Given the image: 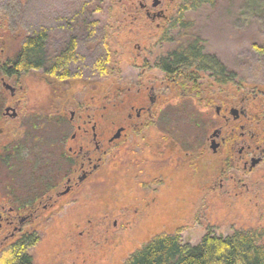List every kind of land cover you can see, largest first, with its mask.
Returning a JSON list of instances; mask_svg holds the SVG:
<instances>
[{
	"label": "rangeland",
	"instance_id": "374dc122",
	"mask_svg": "<svg viewBox=\"0 0 264 264\" xmlns=\"http://www.w3.org/2000/svg\"><path fill=\"white\" fill-rule=\"evenodd\" d=\"M88 1L0 0L2 7L11 6L13 11L6 33L10 37L6 40L0 38V60H4V56L11 57L19 49L21 38L37 31L42 25L51 28L48 53L55 54L61 46L52 25L55 14L61 11L62 14L74 16L76 12L84 9L86 3L92 7L90 20L98 25L94 33L98 39L95 43L98 45L103 31L106 30L107 49L113 55L110 65L105 66L111 75L98 77V71L94 70L92 79L95 83L88 85L86 89L84 86L87 69L83 71L81 81L78 75L69 77L71 96L65 100L60 99L65 94L61 87L49 76L39 72L32 71L15 78L16 81L4 78L5 84L17 89L16 98L21 106L17 120H0V215L8 210V205L16 211L15 207L26 203L24 199L27 197L24 184H20L22 173L17 168L12 172L14 169L2 161L6 153L1 148H10L11 141L20 139L23 134L36 136L40 132H48L52 135L55 132L53 128L57 126L54 122V118L58 116L54 115L55 109L60 108L61 116L68 119L70 111L74 110L72 106L77 105L80 109V105H87L96 98L101 99L97 105L99 106L103 96L110 94L113 86L124 87L135 81L141 60L136 56V44L152 51V57L155 58L157 54L165 52L164 48L170 53L179 45L196 41L201 45L202 53L214 57L226 71L234 72L238 82L264 86V55L260 54V51H264V0H211L198 11H189L182 22L183 28L170 31L168 37H164L166 30H162L166 27L164 21L156 20L157 24H161L156 28V22L150 23L145 13L135 9L139 0ZM152 1L146 0L144 3L149 6ZM168 1L172 2L167 7L168 16L173 17L181 0ZM163 8H166L165 1ZM160 37L171 39L172 43L164 45L159 41ZM92 47L93 51L90 49L88 53L94 64H97L99 50H94V43ZM79 52L82 53L81 48ZM121 64H124V68L119 74ZM146 73V77L153 82H159L163 76L157 70ZM3 77L0 76V98L5 106L10 92L1 86ZM201 81L209 85L210 80L204 75ZM135 90L133 88L129 93L131 97L137 99L144 96L147 99L146 91L137 96ZM177 97L176 92L167 89L162 92L160 101L164 105L160 107H167V117L174 116L175 124L181 129L186 126L188 115L198 123L200 120L206 123L205 127L201 125V137L210 133L213 124L211 122L208 125V122L209 118L213 119V111L205 110L202 105L197 106L195 98L185 96L184 99H176ZM136 99L121 110L107 107L101 112L102 129L106 132V125L110 121L122 122L129 106L135 104ZM114 101L118 99L111 102ZM3 109L0 113H3ZM74 118L77 119V116ZM33 125L36 130H32ZM37 127L42 129L38 130ZM188 128L186 134L183 129L176 131L175 137L180 140L181 135L192 134L195 130L192 123ZM125 150L126 146L115 151V155L109 158V163L104 166L103 171H99L98 177L91 184L89 182V186L83 185L72 190L55 204L45 201L47 209L43 211L42 218L25 223L27 225L23 231L30 229V232L36 231L38 235L37 244L30 249L34 264H122L131 253L140 249L155 235L179 232L183 243L195 245L207 229L222 237L233 231L253 230L261 235L264 243L263 194H257L254 190L236 196L229 189H219L218 184H214L211 179L216 168L210 154L192 167L181 165L182 159L175 155L171 167L169 164L157 165L158 182L146 186L140 183L143 180L138 175L141 173L138 169L144 168L137 167V164L144 159L149 163L152 154L146 151L139 158L137 152L133 156ZM149 165L146 166V173L152 171ZM35 175L36 172L30 171L28 180L32 181ZM43 177L53 179L54 173L41 175L37 181ZM59 177L60 173L51 183L55 188L46 197L62 191L63 185L59 187ZM150 178L153 175L147 174L144 181H149ZM37 204L34 205L35 208L41 210L44 201ZM0 224L1 240L11 229L5 227V220L1 221V217ZM3 246H7V243H2L0 249Z\"/></svg>",
	"mask_w": 264,
	"mask_h": 264
},
{
	"label": "flooded vegetation",
	"instance_id": "af4514ba",
	"mask_svg": "<svg viewBox=\"0 0 264 264\" xmlns=\"http://www.w3.org/2000/svg\"><path fill=\"white\" fill-rule=\"evenodd\" d=\"M124 1L127 2V0ZM145 1L139 0L135 9L145 13V17L150 23H154L156 20L158 22L164 21L166 27L162 30L171 31L169 28H171L172 19L177 16L176 12L173 17L168 16L169 8L167 7L172 2L153 0L149 6H146ZM164 1L166 8H163ZM85 7L76 12L77 15L74 16L62 14L61 11L57 12L52 24L55 27V36L61 43L56 56L73 45L75 66L69 67L67 73H64L58 72L59 67L53 70L51 67L47 69V64L44 63L45 69L34 71L46 77L49 76L58 87H61L62 93H65L60 97L61 100L71 96L69 77L78 75V79L81 81L84 75L83 71L87 69L88 73L85 75L84 86L86 89L88 85L95 83L92 79L94 70L98 71V77L104 75L105 70H107L105 69L107 65L105 60L108 58V54L98 57L101 58L98 61L100 65L94 69V61L88 53L90 49L93 51L95 29L94 23L89 18L92 14L91 5L88 4ZM160 25L156 22V28H159ZM40 30H43L48 36V47L51 28L42 25ZM159 39L164 45L172 43L171 39H163L162 37ZM107 40L108 32L105 30L99 43L101 45L107 44ZM135 47L137 58H141L135 81L124 87L113 86L111 92L109 91L110 94L103 96L99 106L97 105L101 99L97 98L90 100L87 105L83 103L80 105V109L77 105L72 106L74 110L70 111L68 119L61 116L60 108L55 109L54 115L58 116L54 118L55 121L53 120L57 125L53 128L54 134L50 135L48 132L42 133L40 131L36 136L29 135V133L23 134L20 139L11 141L10 148H1L6 153V157H3L2 161L7 162L14 169L12 172L17 168L18 172L22 173L20 184H24L23 189L26 190L25 196L27 197L24 199L26 203H21V206L15 207L16 211H14V207L8 205V210L0 215L1 221L5 220V227L8 230L11 229L8 234L6 232V235L2 237L0 245L4 242L10 244L22 236L35 234L36 231L30 232V229L24 231L22 229L27 225L25 223L30 220L42 218L43 211L47 209L45 201L55 204L58 200L68 196L72 190L83 185L89 186L98 177L99 171L101 169L103 171L104 166L109 163V158L115 155L114 152L125 146L126 152H130V155L137 152L139 158L146 151L152 154L149 163H146L144 159L139 160L137 164V167L144 168V170L138 169V172L141 173L138 174L137 172L143 180L140 182L143 185L156 184L158 182L157 165L169 164L171 167L175 155L182 159L181 165L192 167L196 166V163L206 157L207 154H210L209 156L213 158L216 168L215 175L211 179L214 184H218L219 189H229L236 196L243 192L247 194L249 191L255 190L257 194L262 193L264 196V86L261 87L260 84L250 82L246 84L238 82L235 79V73L228 71L224 75H212L201 70H192V77L188 78L184 74L183 76L173 74L164 71L159 61L161 57H166L173 51L169 53L164 48L165 52L160 55L157 54L154 58L152 51H148L146 47L143 48L140 44H136ZM155 47H157V42H155ZM80 48L82 49L81 54ZM89 67L90 69H88ZM123 68L124 64H121L119 74ZM151 70H157L163 75L159 82H153L146 77V72ZM201 73L202 76L207 75L210 80L209 85L201 81ZM18 77L20 76L10 75L1 78L2 88L7 89L10 95L5 106H3L4 102L0 98V110L4 108L3 113H0V120L4 118L14 121L19 117L18 110L21 102L16 98L17 89L4 82V78L16 81ZM133 88L136 89L137 96L143 95L142 93L146 91L147 99L145 100L144 96L142 98L137 97V99L131 97L129 93ZM165 89L176 92L178 94L176 99H184L185 96H188L196 99L197 106L202 105L205 110L211 109L213 119L209 118L208 122V125H211V122L213 124L211 132L205 137H201V125L203 124L205 127L206 123H202L201 120L198 123L187 115L186 126L181 128L182 131L186 134L191 123L195 130L192 134H180L181 139L178 140L174 133L181 129L175 124V117L172 118V115L167 117L168 111H165L167 107H160L164 105L160 99ZM113 99H118V101L111 102ZM134 99H136V103L129 106L123 121L120 123L110 121L106 125L105 132L102 129L104 127H101V112L107 107L121 110ZM59 103L62 104V102ZM8 111H11V114H8ZM6 115L11 117H6ZM76 116L77 119L74 118ZM201 116L203 115L201 114ZM39 120L41 121V119ZM34 126L32 130H36ZM37 128L38 130L42 129ZM77 139H79L78 143L76 142ZM21 152H23L22 155ZM159 156L160 159H158ZM147 164H150L149 167L152 168L150 173L145 172ZM171 170L172 168H170ZM30 171L37 174L32 181L28 180ZM49 173H54L53 179L43 177L42 180L37 181L38 177ZM59 173L61 175L59 187L63 185L62 191L55 193L54 196L46 197L45 195L55 188V186H51V183L56 177L58 178ZM147 174H152L153 178L144 181ZM43 201L41 210L35 208V204L38 203L37 205H39Z\"/></svg>",
	"mask_w": 264,
	"mask_h": 264
},
{
	"label": "trees",
	"instance_id": "16d2710c",
	"mask_svg": "<svg viewBox=\"0 0 264 264\" xmlns=\"http://www.w3.org/2000/svg\"><path fill=\"white\" fill-rule=\"evenodd\" d=\"M16 1V0H13ZM211 0H181L177 8V16L173 17L171 31L183 28L182 22L189 11H198L203 5ZM18 5V2H15ZM88 4H84L87 6ZM254 7V3L252 4ZM19 6V5H18ZM11 6L0 5V38L6 40L10 37L8 24L13 18ZM8 21L7 23L5 21ZM97 23H94L96 33ZM182 31V30H181ZM169 30L164 32V37H168ZM95 35V34H94ZM93 35L95 51L100 56L108 54L105 60L108 65L112 61V53L107 49V44L100 46L95 43L98 39ZM48 36L40 27L31 34L21 38L19 49L10 57L4 56L0 60V76L17 75L22 76L32 71H40L49 67L58 72L67 73L68 68L75 66V51L71 45L59 56L48 53ZM105 49V50H103ZM203 49L199 42L186 43L184 46H177L176 49L166 57L159 59L164 71L181 76L192 77V70H201L212 75H224L225 68L209 54L202 53ZM263 52V53H262ZM264 55V51H260ZM1 58V57H0ZM101 58L97 59L100 61ZM99 62L94 64V69L98 68ZM103 77H108L105 70ZM47 75V74H46ZM192 79V78H191ZM38 242V235L22 236L7 246L0 249L1 264H34L30 249ZM122 264H264V243L261 235L256 231H233L226 237L215 235L212 230L201 236L195 245L182 242L179 232L172 234H158L146 242L140 249L131 253Z\"/></svg>",
	"mask_w": 264,
	"mask_h": 264
},
{
	"label": "water",
	"instance_id": "95a60500",
	"mask_svg": "<svg viewBox=\"0 0 264 264\" xmlns=\"http://www.w3.org/2000/svg\"><path fill=\"white\" fill-rule=\"evenodd\" d=\"M6 88V87H5Z\"/></svg>",
	"mask_w": 264,
	"mask_h": 264
}]
</instances>
